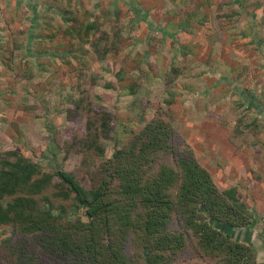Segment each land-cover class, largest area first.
Wrapping results in <instances>:
<instances>
[{
	"label": "rangeland",
	"instance_id": "1",
	"mask_svg": "<svg viewBox=\"0 0 264 264\" xmlns=\"http://www.w3.org/2000/svg\"><path fill=\"white\" fill-rule=\"evenodd\" d=\"M262 9L0 0V264H257Z\"/></svg>",
	"mask_w": 264,
	"mask_h": 264
},
{
	"label": "crops",
	"instance_id": "2",
	"mask_svg": "<svg viewBox=\"0 0 264 264\" xmlns=\"http://www.w3.org/2000/svg\"><path fill=\"white\" fill-rule=\"evenodd\" d=\"M261 11V10H260ZM264 11V9H262V12ZM261 12V13H262ZM249 244V243H248ZM257 256V261H258V264H264V255L263 256H259L258 254L256 255Z\"/></svg>",
	"mask_w": 264,
	"mask_h": 264
},
{
	"label": "trees",
	"instance_id": "3",
	"mask_svg": "<svg viewBox=\"0 0 264 264\" xmlns=\"http://www.w3.org/2000/svg\"><path fill=\"white\" fill-rule=\"evenodd\" d=\"M71 190V189H70ZM6 212H7V210L6 211H4V213L6 214ZM230 238V237H229ZM256 258V263L258 264V262H257V256L255 257Z\"/></svg>",
	"mask_w": 264,
	"mask_h": 264
}]
</instances>
